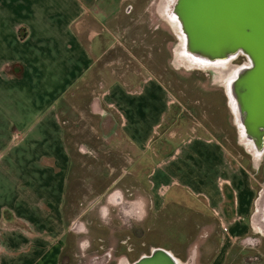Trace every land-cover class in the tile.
<instances>
[{
	"label": "rangeland",
	"instance_id": "1",
	"mask_svg": "<svg viewBox=\"0 0 264 264\" xmlns=\"http://www.w3.org/2000/svg\"><path fill=\"white\" fill-rule=\"evenodd\" d=\"M163 2L124 0L107 22L110 36L103 40L105 48H110L104 50L84 85L69 92L64 100L60 115L74 163L67 211L75 219L64 241L60 264H91L97 258L105 260L107 253L104 264H118L122 258L131 262L151 247L171 251L184 264H264V235L254 231L256 225L264 231L259 222L253 218L248 221V215L240 212L242 220L225 238L223 216L205 199L195 196L199 191L213 200L226 187L219 183L229 177V172L221 171L222 160L219 172L207 170L205 187L201 181L187 183L178 172L177 179L183 186H172L175 195L167 197L166 191L161 203L154 205L147 178L156 162L154 151L180 148L181 142L188 139L218 141L233 164L251 176L258 193L264 178V166L259 168L254 162L261 157L252 151L249 141L236 134L218 73L209 68H188L177 60L175 51L180 39L161 14ZM230 63L237 66L238 60ZM115 82L127 90L136 85L146 90L141 132L153 143L145 168L140 172L137 167L138 173L132 175L126 173L129 159L118 124L120 113L105 107L100 98L104 87ZM154 85L167 92L169 102V110L156 129L165 111V97L152 91ZM208 160L213 167L217 158L212 155ZM196 183L200 189L195 193L184 189L185 185L197 188ZM244 184L238 181L241 203L249 198ZM115 195L124 202H140L142 214L131 217L126 224L119 216V206L113 198L109 200ZM226 198L225 209L231 213V194L227 193ZM103 209L107 221L102 217Z\"/></svg>",
	"mask_w": 264,
	"mask_h": 264
},
{
	"label": "crops",
	"instance_id": "2",
	"mask_svg": "<svg viewBox=\"0 0 264 264\" xmlns=\"http://www.w3.org/2000/svg\"><path fill=\"white\" fill-rule=\"evenodd\" d=\"M123 1L0 0V264H60L64 241L75 219L67 211L74 163L61 108L67 94L84 85L110 48H105L103 40L110 36L107 22ZM151 89L165 97V111L156 129L169 110V102L161 86ZM145 92V87L136 85L127 90L115 82L106 85L100 95L105 107L120 113L128 175L136 173L137 167L140 172L145 168L153 143L141 132ZM202 139H188L180 148L167 152L154 151L156 162L147 176L148 184L158 206L166 191L167 197L175 195L172 186H183L178 172L187 183L201 181L203 186L207 170L219 172L222 160L221 171L229 172V177L219 183L226 189L213 200L199 191L195 196L223 216L221 229L226 238L242 220L240 212L248 215V221H255L258 192L251 176L233 164L218 141ZM212 155L217 158L213 167L208 160ZM192 170L196 175H190ZM241 180L249 194L243 203L238 199ZM184 187L192 193L200 189ZM227 193L231 194V213L225 209ZM254 227L256 233L264 235L259 226Z\"/></svg>",
	"mask_w": 264,
	"mask_h": 264
},
{
	"label": "water",
	"instance_id": "3",
	"mask_svg": "<svg viewBox=\"0 0 264 264\" xmlns=\"http://www.w3.org/2000/svg\"><path fill=\"white\" fill-rule=\"evenodd\" d=\"M169 7L183 52L192 60L210 68L239 54L248 58L249 68L234 84L237 108L244 116L242 127L254 132L264 127V0H172ZM257 141L264 145V137ZM180 263L169 251L156 249L134 264Z\"/></svg>",
	"mask_w": 264,
	"mask_h": 264
},
{
	"label": "flooded vegetation",
	"instance_id": "4",
	"mask_svg": "<svg viewBox=\"0 0 264 264\" xmlns=\"http://www.w3.org/2000/svg\"><path fill=\"white\" fill-rule=\"evenodd\" d=\"M235 60H238V65L236 66L237 69L234 76L231 78V80L228 83V91H226L223 86L221 87L223 88L224 95L228 101V107L230 108L229 102H231L232 105L234 106V111H232L231 108L230 109L232 111V115L234 116V120H235L234 125L236 127V134L237 136L242 135V138L245 140H249V141L252 140L251 141L252 144L250 148L252 149V151H254L257 154L258 157H261L259 162V168H261L264 166V145L260 146V142L257 141V139L264 137V127H259L258 130L255 132L252 129H250L248 126H245V124L242 127L244 116H242L243 113L239 109L240 107L238 106L237 108V104L239 103L238 102L239 89L237 90L236 86L234 87L235 82L240 81L241 77L244 76L246 70L250 66V62L248 58L242 54H239L233 61ZM112 198H113V202L119 206V216L125 220L126 224L128 223L127 221L131 217H137L142 214V204L140 202L138 201L124 202L121 199V197L120 196L118 197L117 195H115V197L113 196L109 197V200L112 201ZM102 217L104 220L107 221V211L105 209H103L102 211ZM254 218L264 228V178L262 179V182L260 184V192L257 194V203H256V209L254 210ZM156 249H163V248L151 247L147 252L140 254L137 257V259L130 262L126 258H122L118 262V264H134L138 259H140L143 256H149L152 253V251ZM169 252L172 254L171 251ZM108 255L109 253L105 255V260L106 257H108ZM95 260L96 261H93L91 264H104L106 262L105 260L102 261V259H98V258ZM180 264H184V263L181 262Z\"/></svg>",
	"mask_w": 264,
	"mask_h": 264
},
{
	"label": "bare ground",
	"instance_id": "5",
	"mask_svg": "<svg viewBox=\"0 0 264 264\" xmlns=\"http://www.w3.org/2000/svg\"><path fill=\"white\" fill-rule=\"evenodd\" d=\"M172 0H164V2L162 3V6L159 8L161 11V14L163 16V18L165 20H167L170 24H172V26L174 27V29L176 30V22L172 21L171 16H170V12H169V5L171 3ZM176 33L178 34V38L180 39V43L178 45L177 50L175 51L176 54V58L178 61L181 62V65L183 66H187L188 68H197V69H207V65L200 63L199 61H194L192 60V58L186 54H184L183 52V42L181 41V37L179 35V33L176 31ZM209 67V66H208ZM209 69H213L215 72L218 73V75L220 76V79L222 81V86L225 88L226 91H228V83L231 80V78L234 76L237 67L231 65L230 62L228 63H221V64H214L211 65V67ZM230 108L232 109V111H234V106L232 105L231 102H229ZM240 136V135H239ZM240 138L242 139V135L240 136ZM247 147V145H245ZM260 159V158H259ZM259 159H255V165H258L260 160Z\"/></svg>",
	"mask_w": 264,
	"mask_h": 264
}]
</instances>
